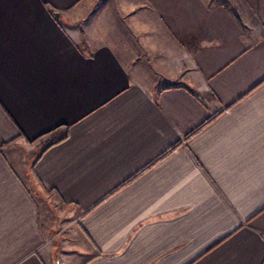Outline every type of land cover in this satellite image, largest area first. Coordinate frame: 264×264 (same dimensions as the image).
Instances as JSON below:
<instances>
[{
    "label": "crops",
    "instance_id": "obj_1",
    "mask_svg": "<svg viewBox=\"0 0 264 264\" xmlns=\"http://www.w3.org/2000/svg\"><path fill=\"white\" fill-rule=\"evenodd\" d=\"M99 1L0 0V264H264V0Z\"/></svg>",
    "mask_w": 264,
    "mask_h": 264
},
{
    "label": "rangeland",
    "instance_id": "obj_2",
    "mask_svg": "<svg viewBox=\"0 0 264 264\" xmlns=\"http://www.w3.org/2000/svg\"><path fill=\"white\" fill-rule=\"evenodd\" d=\"M92 0H90V2H91ZM95 1V0H94ZM244 1V0H243ZM106 2H108V0H100L99 1V3H98V5H97V8H99V7H102ZM243 3H245V2H243ZM250 3H252L251 1H250ZM110 4V11L113 13L114 12V14L116 13V9L117 8H119L120 6H119V4H117V2L116 1H114V0H112V2H110L109 3ZM260 8H261V6H260ZM117 14V13H116ZM89 17H91V15L89 16L88 15V18ZM257 29V27H252V29ZM83 37V36H82ZM82 42H84V44H86V46H87V43H88V39L86 38V37H83L82 38ZM42 191H46V190H43L42 189ZM43 197V200H46V203H48V205H49V207H51V209H52V211L55 213H57V208H56V204L55 203H53L52 202V200H50V198L48 197V196H44V194L43 193H40V200H41V198ZM45 198V199H44ZM55 213V214H56ZM63 218H59L58 216H57V214H56V219H55V226H56V229L58 228L57 227V225H58V223L60 224V223H62L61 222V220H62ZM56 259H57V256L55 257Z\"/></svg>",
    "mask_w": 264,
    "mask_h": 264
},
{
    "label": "trees",
    "instance_id": "obj_3",
    "mask_svg": "<svg viewBox=\"0 0 264 264\" xmlns=\"http://www.w3.org/2000/svg\"><path fill=\"white\" fill-rule=\"evenodd\" d=\"M234 13H235L236 17H238V15H237L236 11H235ZM58 141H59V140H58ZM58 141H56V142H58ZM54 143H55V142H54Z\"/></svg>",
    "mask_w": 264,
    "mask_h": 264
},
{
    "label": "water",
    "instance_id": "obj_4",
    "mask_svg": "<svg viewBox=\"0 0 264 264\" xmlns=\"http://www.w3.org/2000/svg\"><path fill=\"white\" fill-rule=\"evenodd\" d=\"M56 264H59V262L57 261Z\"/></svg>",
    "mask_w": 264,
    "mask_h": 264
}]
</instances>
